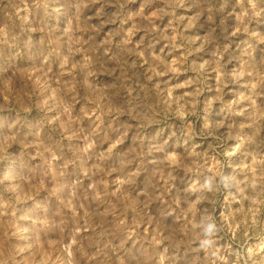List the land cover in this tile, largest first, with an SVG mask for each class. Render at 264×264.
I'll return each instance as SVG.
<instances>
[{
    "label": "rangeland",
    "instance_id": "1",
    "mask_svg": "<svg viewBox=\"0 0 264 264\" xmlns=\"http://www.w3.org/2000/svg\"><path fill=\"white\" fill-rule=\"evenodd\" d=\"M0 264H264V0H0Z\"/></svg>",
    "mask_w": 264,
    "mask_h": 264
},
{
    "label": "clouds",
    "instance_id": "2",
    "mask_svg": "<svg viewBox=\"0 0 264 264\" xmlns=\"http://www.w3.org/2000/svg\"><path fill=\"white\" fill-rule=\"evenodd\" d=\"M213 225L212 224H208L207 227L205 228L206 232H210L213 229Z\"/></svg>",
    "mask_w": 264,
    "mask_h": 264
}]
</instances>
